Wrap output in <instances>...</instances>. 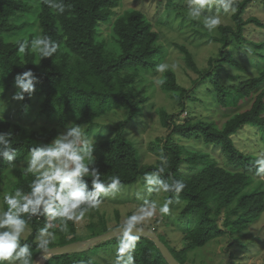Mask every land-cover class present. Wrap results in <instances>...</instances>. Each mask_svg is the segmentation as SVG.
<instances>
[{
	"label": "trees",
	"instance_id": "16d2710c",
	"mask_svg": "<svg viewBox=\"0 0 264 264\" xmlns=\"http://www.w3.org/2000/svg\"><path fill=\"white\" fill-rule=\"evenodd\" d=\"M33 1L38 2L39 7V37L49 36L58 44L57 53L43 60L32 52L31 42L36 38V32L14 42L5 39L6 34L27 25V22L17 20L22 13L30 12ZM172 2L175 0H166L165 7ZM256 2L264 12V0H235L237 10L230 16L233 25H220V36L212 37L220 44V56L208 60L209 69L202 70L197 66L184 43L173 44L184 54L187 66L201 75L193 80L196 86L206 82L212 95L202 100L204 104L214 103L222 109L236 108L241 103L249 106L230 115L221 126L202 118L193 121L189 112L179 122L176 118L183 110L187 111L185 99L191 91L177 81L172 68L165 69L160 86L184 109L179 113L160 110L161 123L167 128V133L150 143L149 149L157 159L154 163H145L128 130L131 121L143 112L141 108L147 100L143 91L137 88L142 80L140 75L143 71L157 70L168 55L162 30L153 27V21L143 10L128 8L113 19L116 46L109 49L105 40L98 39V29L121 5V0H0V87L5 90L13 87L15 75L31 68L41 77L34 94L42 96L38 114L54 122L53 127L41 125L34 129L0 117V131L12 134L11 142L18 153L15 169L7 162H0V175L8 169L13 170L12 173L16 171L12 183L14 191L17 188L29 191L28 185L33 177L25 174L24 168L18 165L29 157L31 148L50 142L71 122L91 125L96 118L121 107L129 114L128 118L118 124L112 137L93 142L96 166L106 183L113 176H119L122 185L137 181L144 183V174L157 170L161 166V157L165 158L167 164L163 165L162 179L169 183L172 179L183 180L186 187L178 197L175 193L164 195L173 201L185 202L181 214L196 215L193 226L183 231L184 250L203 246L214 238L250 226L264 211L263 181H255V176L262 174L255 163L260 157L246 151L240 144L242 130L254 127L264 145V18L255 14L244 15L247 8ZM251 25L258 34L248 36ZM248 42L254 48L251 55L257 72L242 79L238 74L232 75L238 78L235 84L222 82L216 77L220 72L214 67L218 64L217 67L224 68L221 64L224 61L247 70L233 60L229 50L231 46ZM20 43L28 46L25 53L18 51ZM31 99L26 97L21 102L24 109ZM198 100H201L199 96L191 99ZM180 140L189 142L188 146ZM194 144L219 148L225 158L224 164ZM49 223L42 216L27 221L31 231L21 238V243L30 246L31 263L41 251L36 246L39 230ZM57 231L61 229L57 228ZM118 237L108 243L117 247ZM138 237L132 253L135 264H167L151 240ZM75 240L74 235L71 238L59 235L49 247ZM93 250L54 255L45 264H100L94 258ZM174 256L183 264L179 257Z\"/></svg>",
	"mask_w": 264,
	"mask_h": 264
},
{
	"label": "rangeland",
	"instance_id": "374dc122",
	"mask_svg": "<svg viewBox=\"0 0 264 264\" xmlns=\"http://www.w3.org/2000/svg\"><path fill=\"white\" fill-rule=\"evenodd\" d=\"M165 5L166 0H121V5L114 9V13L111 14L107 22L104 24L100 23L101 25H99L98 29V39L105 40L107 48L115 49L116 43L112 30L113 19L128 8H137L143 10L149 16L153 21L154 28L162 30L164 33V35L162 33L161 35L164 36L163 38L168 45V55L160 64V66H164V70L160 71L157 68L153 72L143 71L140 75L142 80L137 88L143 91V95L147 100L141 108L143 112L131 121L128 130L131 138H134L145 163H154L157 159L156 155L149 149L150 143L156 137H163L167 133V128L161 123V109H165L169 113H179V110L187 107V111L183 110L182 114L177 116V121L181 122L184 120L187 117V112H189L193 121L202 118L213 120L218 126H221L230 115L249 106L248 103H241L236 108L222 109L214 103L204 104L202 102L206 96H211L212 94L208 92V87L205 85L206 82H200V84L204 85L196 86L193 80L198 79L201 75L195 73L187 66L184 54L173 44L174 42L184 43L191 51L197 66L202 70H206L210 68L208 60L211 57L219 58L220 56V44L212 38L220 36L219 29L208 31L203 27V17L199 20L190 18L188 0H175V3L172 2L166 7ZM38 11V2L33 1V7L30 12L22 13L17 20L18 22L25 21L27 25L20 30H14L6 34L5 39L14 42L20 38L26 39L33 32H36V38H39ZM250 14L264 18L263 9L258 2L250 5L244 15L247 17ZM220 15L222 18L221 25H233V21L230 18L231 12H221ZM255 34L258 33L253 31V25H251L248 36ZM253 50L251 42L242 43L240 46H231L229 51L233 56V60L238 62L239 66L246 67L247 70H242L240 67L232 66L224 61L221 62L224 68L222 66L217 67L218 64L215 62L217 65L214 69L220 72V75L216 77L224 83L235 84L238 78L232 75L238 74L242 79V77L256 73L257 70L253 64L254 58L251 55ZM167 68H172L175 71L177 81L191 91L189 97L185 99L186 106L184 108L183 105L178 104L165 93L160 86V79L164 76ZM14 91L13 87L7 90L0 87L1 118L19 122V124L21 123L27 128L38 129L41 125L54 126V122L51 119L38 114L42 96H33L27 108L24 109L21 102L12 100L11 97ZM196 96H199L201 100L191 101L192 97ZM21 108L25 113L21 111ZM128 115L125 109L121 107L114 108L106 115L96 118L93 124H81L80 127L93 142L108 139L115 134L118 124L125 121ZM70 125L75 124L71 122L67 126ZM241 133L243 136L240 139V144L244 146L245 150L257 154L259 157L264 156V145L261 136L256 132V128H245ZM180 143L188 146L187 143L189 142L180 140ZM194 145L197 149H202L217 157L220 163L224 164L225 158L219 148L202 146L201 144ZM27 159L28 157L18 167L25 168ZM11 171L13 170L8 169L0 175V211L5 210L3 197L14 193L12 183L16 171L13 173ZM257 180L263 181L264 188V173L256 175L255 181ZM138 192L142 194V198H137ZM166 199L163 192H147L144 183L140 181L122 185L114 196L102 197V203L97 208L90 209L82 220L77 222L69 221L64 231H57V228L61 229V224L58 221H50V231L54 233L55 239L59 235L67 238H71L74 235L76 240L86 239L123 225L130 215L138 211L145 200L154 201L159 207ZM184 204L185 202L182 200H174L170 205V212L166 216H161L157 208V213L150 219L145 220L140 226L154 229L161 241L183 261V264H264V211L255 222L245 229L233 234L226 233L208 241L203 246L184 250L183 231L192 227L196 221V215L193 213L188 215L181 214ZM30 231V227L26 225L21 238H25ZM110 240L96 245L97 247L94 246L95 248L93 247L94 258L100 264L114 262L117 247H113V245L108 243Z\"/></svg>",
	"mask_w": 264,
	"mask_h": 264
},
{
	"label": "clouds",
	"instance_id": "9594fccd",
	"mask_svg": "<svg viewBox=\"0 0 264 264\" xmlns=\"http://www.w3.org/2000/svg\"><path fill=\"white\" fill-rule=\"evenodd\" d=\"M188 4L189 17L194 20L203 17V27L208 31L221 25V12L235 13L237 10L235 0H188ZM31 47L41 60L53 57L58 51V44L46 35L34 38ZM27 48L25 43H20L18 51L25 53ZM158 70L163 71L164 66H158ZM40 83L41 77L31 68L16 74L12 100L22 102L26 97L31 99ZM11 135L0 131V162H7L15 169L18 153L12 145ZM95 152L93 141L79 124L65 127L50 142L29 150L23 169L25 174L33 177L28 185L29 191L17 188L14 193L3 197L7 207L0 211V264H31L30 246L21 243L29 219L42 216L51 222L58 221L61 231H64L69 221L82 220L90 209L102 203V197L114 196L120 190L119 176L110 177L107 183L101 178ZM255 163L258 171L264 173V156ZM166 164L167 160L161 157V166L144 174L145 190L149 193H175L178 197L186 185L183 180L172 179L169 183L162 179L163 165ZM137 198H142V194L138 192ZM172 203L170 196L159 207L156 202L145 200L138 211L126 219L120 226L114 264H135L132 253L139 238L136 233L141 231L139 226L153 217L157 208L161 216L168 215ZM54 240L55 235L46 224L39 230L36 246L47 252Z\"/></svg>",
	"mask_w": 264,
	"mask_h": 264
},
{
	"label": "water",
	"instance_id": "95a60500",
	"mask_svg": "<svg viewBox=\"0 0 264 264\" xmlns=\"http://www.w3.org/2000/svg\"><path fill=\"white\" fill-rule=\"evenodd\" d=\"M139 227L141 228V231L136 233L137 236H142L151 240L159 249L167 264H182L170 251L168 246L161 241L154 229L147 226ZM119 230L120 226L86 239L75 240L62 245L49 247L47 252L41 250L35 256L31 264H45L51 257L58 254H71L89 250L102 242L118 237L120 234Z\"/></svg>",
	"mask_w": 264,
	"mask_h": 264
}]
</instances>
